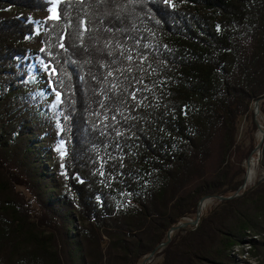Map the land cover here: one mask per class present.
<instances>
[{"label":"trees","instance_id":"16d2710c","mask_svg":"<svg viewBox=\"0 0 264 264\" xmlns=\"http://www.w3.org/2000/svg\"><path fill=\"white\" fill-rule=\"evenodd\" d=\"M55 2L59 19L47 17ZM32 64L59 95L50 102L44 86L49 106L37 105L54 112L57 135L44 137L57 148L33 143L53 182L0 138V264H139L218 196L196 227L173 231L158 264H237L234 248L264 228V186L234 196L246 168L229 160L242 152L238 119L252 110L258 129L255 101L264 115V0H0V128L28 110Z\"/></svg>","mask_w":264,"mask_h":264},{"label":"rangeland","instance_id":"374dc122","mask_svg":"<svg viewBox=\"0 0 264 264\" xmlns=\"http://www.w3.org/2000/svg\"><path fill=\"white\" fill-rule=\"evenodd\" d=\"M58 2L53 3L51 6V13L47 15L49 18H54L58 15L57 12ZM37 34L41 35L43 33V21L44 18L37 17ZM32 51L35 54L39 53L38 50V43L36 41L32 42V45H30ZM27 72L29 76V91H30V97L28 100V110H16L12 114H4V118L9 119V123L6 127L0 128V138H3L6 140L11 148H15L18 150L19 154H21V158L23 161H26L27 164L32 168L34 172H37V177L42 182H53V178L50 175L44 174L43 167L40 162V157L42 155L40 146H37L34 148L33 143H35V140H41L44 139L48 143V145L51 143L53 149L55 150L57 148V139L56 137L53 139L51 137H48L47 139L45 137L49 136L50 133L57 135V131L55 129V123L53 124L54 118V112H49V114L45 113L42 110L37 109V105L39 107L41 105H44L46 107L49 106V103L45 101V96L42 94L44 93V86H49V89H51L52 95L49 96V101L54 102V100L59 99V95L56 91H54L50 85L49 82H47L49 79L48 72L45 73L44 82L41 79L39 71L36 69L35 65H29L27 66ZM42 107V106H41ZM253 111H254V104H253ZM252 110L248 113L246 116H242L238 119V131L236 135L237 143L240 145L242 152L233 151L230 155V161L231 163H234L236 167H238L240 164L242 167H245L246 170L248 169V159L249 156L246 159H243L242 156L244 153L247 152V150L250 148L252 144V137L255 138L256 142L258 143L257 146L260 143L262 134L261 130H264V115L261 113L260 108H258L256 115L254 114V119L258 125V129L256 131L252 128V121L253 117L251 116ZM3 118V117H2ZM54 118V120H53ZM260 126V127H259ZM45 136V137H44ZM35 139V140H34ZM42 144V142L40 141ZM39 144V143H38ZM47 145V146H48ZM42 146V145H41ZM255 149L251 152L252 153V159L251 161H254L256 163V175L251 183H247V173H242L239 178L244 179V183L242 185V188L236 192L237 196L241 194L242 192L246 190H253L256 188L259 184L261 186H264V167L260 164V157H261V149L260 147ZM250 153V154H251ZM5 172L8 176H12L10 172H7V168L5 167ZM57 172L59 174V168L57 167ZM12 173L15 175H18V177L22 180L19 184H16V188L18 191L22 192L23 196H25L28 208H29V221L38 223L40 222V207L37 201L35 200V197L33 195V192L31 191V188H28L27 185V178L22 175V173H19V170L14 169L12 170ZM206 201H208L207 206L201 211L200 217L203 214V212L209 210L210 208L217 205L219 201H221L218 197L217 198H206ZM197 216V215H196ZM194 218H184L180 223L184 222H192L194 221ZM200 221V219H199ZM198 221V223H199ZM76 225H79V222L76 221ZM196 225L189 224L187 226L181 227H196ZM41 229L45 232L44 234H50L51 232H54L56 240H58V233L57 231L51 229L48 225L41 226ZM178 230V229H177ZM175 230V231H177ZM173 233V232H172ZM171 233V235H172ZM256 238V240H260L264 242V228L261 229L260 232L252 231L249 234H246L242 238V241L238 243V245L235 247V250L232 254H234L236 258L237 264H264V252L258 253L257 256L253 255V251L250 247V240ZM103 247H106L108 243V239L106 236L103 237ZM164 248V247H163ZM163 248L159 249L158 251H161ZM251 248V249H250ZM256 252V249H253ZM156 251V253L158 252ZM156 253L149 257L150 259L145 264H158L162 261V256H156ZM145 257V258H146ZM144 258V259H145ZM139 263L141 264L143 260Z\"/></svg>","mask_w":264,"mask_h":264},{"label":"water","instance_id":"95a60500","mask_svg":"<svg viewBox=\"0 0 264 264\" xmlns=\"http://www.w3.org/2000/svg\"><path fill=\"white\" fill-rule=\"evenodd\" d=\"M258 108H259V101H255V103H254V114H255V115H256V113H257ZM259 127H260V126H259ZM260 132H261V134H262V137H261L260 143H259V145L257 146V148L261 147V145H262V143H263V141H264V130H261ZM251 159H252V153L249 155V159H248V169L246 170V173H247V174H248V172H249V165H250ZM241 188H242V186L240 187V189H241ZM234 196H237V194H235ZM234 196H231L230 198H233ZM206 198H210V197H205V198H203V199L200 200V202H199V207H198V210H197V216H196L195 220L192 221V222L179 223L178 226L173 227V228L170 230V232L168 233V236H167V240H166V242L160 244V245H159L154 251H152V252L149 254V257L152 256V255H154L158 249L163 248L164 246H166V245L169 243V241L171 240V233H172L173 231H175V230H177V229H180L181 227L187 226V225H189V224H192V225H196V224H198V221H199V219H200V214H201V208H200V205H201V203H202L203 201L206 200ZM216 198H217V197H216ZM218 198H219L220 200L223 199V197H219V196H218ZM149 257H146V258L143 260V262H142L141 264H145V263L150 259Z\"/></svg>","mask_w":264,"mask_h":264},{"label":"bare ground","instance_id":"6f19581e","mask_svg":"<svg viewBox=\"0 0 264 264\" xmlns=\"http://www.w3.org/2000/svg\"><path fill=\"white\" fill-rule=\"evenodd\" d=\"M256 163L254 161H251L250 162V165H249V172L247 174V183H251L253 182L254 178H255V175H256ZM208 204V201H203L200 205V208H201V211L207 206Z\"/></svg>","mask_w":264,"mask_h":264},{"label":"snow or ice","instance_id":"6c2138e0","mask_svg":"<svg viewBox=\"0 0 264 264\" xmlns=\"http://www.w3.org/2000/svg\"><path fill=\"white\" fill-rule=\"evenodd\" d=\"M98 2H99V3H104L105 0H98ZM130 2H131V0H130ZM54 18L59 19V15L55 16ZM61 47H63V45H61ZM127 59H128V60H132L133 57H132L131 55H129V56L127 57ZM109 75H112V73L110 72ZM133 99H135V94H133Z\"/></svg>","mask_w":264,"mask_h":264},{"label":"built area","instance_id":"2783aa9c","mask_svg":"<svg viewBox=\"0 0 264 264\" xmlns=\"http://www.w3.org/2000/svg\"><path fill=\"white\" fill-rule=\"evenodd\" d=\"M234 250H235V248H234ZM233 252H234V251H233ZM233 252H232V253H233Z\"/></svg>","mask_w":264,"mask_h":264}]
</instances>
